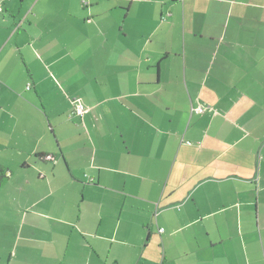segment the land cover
I'll return each instance as SVG.
<instances>
[{
  "label": "crops",
  "instance_id": "crops-1",
  "mask_svg": "<svg viewBox=\"0 0 264 264\" xmlns=\"http://www.w3.org/2000/svg\"><path fill=\"white\" fill-rule=\"evenodd\" d=\"M85 2L2 4L0 264H264V0Z\"/></svg>",
  "mask_w": 264,
  "mask_h": 264
},
{
  "label": "trees",
  "instance_id": "trees-1",
  "mask_svg": "<svg viewBox=\"0 0 264 264\" xmlns=\"http://www.w3.org/2000/svg\"><path fill=\"white\" fill-rule=\"evenodd\" d=\"M5 1H8V0H0V6H1V10H0V11L3 10L2 4H3V2H5ZM82 2L86 4L85 0H82ZM30 86H31V84H27V85H26V89H30V88H31ZM78 100L81 101L79 98H76V99H75V101H78ZM75 101H74V103H75ZM81 102H82V101H81ZM73 106H74V104H73ZM73 106H72V108H73ZM198 107H199V106H198ZM196 108H197V107H193V108H191V110H192V111H195V112H197V113H202V112L196 111ZM203 109H204V108H203ZM71 111H72V109H71ZM71 111H70V112L68 113V115H67V117H68L69 119H72L73 117H81V116H83V115H75V114L70 115ZM46 158H49V156H46ZM6 180H7V176L5 175V173H4L3 171H0V184H3Z\"/></svg>",
  "mask_w": 264,
  "mask_h": 264
},
{
  "label": "built area",
  "instance_id": "built-area-1",
  "mask_svg": "<svg viewBox=\"0 0 264 264\" xmlns=\"http://www.w3.org/2000/svg\"><path fill=\"white\" fill-rule=\"evenodd\" d=\"M0 10H1V6H0ZM196 111L203 112L204 109L201 106H199L196 108ZM84 112H85V105L83 104V102L78 100V101H75L70 115H73V114L83 115ZM160 230H162V228Z\"/></svg>",
  "mask_w": 264,
  "mask_h": 264
}]
</instances>
